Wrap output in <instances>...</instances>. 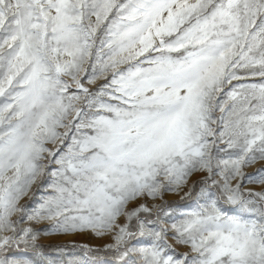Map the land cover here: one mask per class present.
<instances>
[{
    "label": "snow or ice",
    "instance_id": "obj_1",
    "mask_svg": "<svg viewBox=\"0 0 264 264\" xmlns=\"http://www.w3.org/2000/svg\"><path fill=\"white\" fill-rule=\"evenodd\" d=\"M0 264H264V0H0Z\"/></svg>",
    "mask_w": 264,
    "mask_h": 264
},
{
    "label": "rangeland",
    "instance_id": "obj_2",
    "mask_svg": "<svg viewBox=\"0 0 264 264\" xmlns=\"http://www.w3.org/2000/svg\"><path fill=\"white\" fill-rule=\"evenodd\" d=\"M251 171V169H249ZM195 179V177H193ZM249 187L255 188L256 190H259V186L256 185H250ZM182 195V193L180 194ZM165 200L171 202H180L183 203V201H180V196L173 194V193H168L165 194ZM74 241L75 243L78 244H87L90 247H102L104 243L107 242V238H98L93 236L90 233L83 234V235H77L73 237H64V236H48V237H43L41 239V243L48 245H56V244H63V243H68ZM100 255H103L102 253Z\"/></svg>",
    "mask_w": 264,
    "mask_h": 264
}]
</instances>
